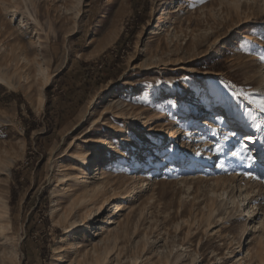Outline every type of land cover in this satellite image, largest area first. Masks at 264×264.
Masks as SVG:
<instances>
[{
  "label": "rangeland",
  "instance_id": "rangeland-1",
  "mask_svg": "<svg viewBox=\"0 0 264 264\" xmlns=\"http://www.w3.org/2000/svg\"><path fill=\"white\" fill-rule=\"evenodd\" d=\"M260 99L264 0H0V264H264Z\"/></svg>",
  "mask_w": 264,
  "mask_h": 264
},
{
  "label": "bare ground",
  "instance_id": "bare-ground-1",
  "mask_svg": "<svg viewBox=\"0 0 264 264\" xmlns=\"http://www.w3.org/2000/svg\"><path fill=\"white\" fill-rule=\"evenodd\" d=\"M249 47L250 46H248V49H251ZM220 52H223V51L220 50ZM206 88H209V85L205 86V89ZM115 95L118 96L119 94L116 92ZM208 96H210V97L212 96V98H210ZM203 97L206 98L205 99V101H206L205 103L208 104V108L211 111V116L206 121L205 120L204 121H200V124H206L208 126V132L211 134L212 137H219L222 134V136L225 137V138H226V136H230V137L234 138V140H231L232 142H229L228 140L227 141L223 140V142L219 143L218 145L215 144L218 147L216 149L217 152L219 153L218 157L223 156L222 159L224 158V160H229L231 158V155H237V151L239 149L238 148L239 144L237 142L236 143L234 142L236 140L235 137H234L235 135H238V137L240 136L241 141H242L243 138H244V141H251V139H253V138H251V135H255V137H256V135H258V136L261 135V133H260L261 127H259L257 125H255V126L252 125V127H249V126L245 127V125H244V127H242V129L248 132V134H245L244 136H241L239 133H237L236 129H232V130L231 129H227L228 128L227 117H234L236 120H241L242 117H243V113H240V111L237 108H233L234 110H232L230 108V103L228 102L229 100H228L227 96H222L221 98H217L216 96H214L213 94H210V92H209V93L203 94ZM198 104H200V102H198ZM232 104H235V102H232ZM183 108H185V106H183ZM221 110H222V112H219ZM196 122L199 123V121H196ZM233 123H235V122H233ZM258 136H257V138H258ZM260 141H258L259 146H264V143H260ZM252 143H253V141H252ZM108 144H110L109 147H111V148L114 147L112 142L108 143ZM241 144L245 145L244 142H241ZM115 149H116V147H115ZM111 151H114V149H111L108 152H111ZM108 154H106V155H108ZM95 157H97V152H95ZM261 160H262V157H261ZM84 163H85L86 171L87 172L91 171V167H92L91 166V158L84 159ZM220 163L221 162L219 161L218 162V166H217L218 168H220ZM196 166L200 170L204 168L203 170H205L206 172H210L211 171L209 169V167H207V169H206L205 168L206 166H204L202 163H198V164H196ZM196 166L195 165H190L188 167L196 168ZM169 168H172L171 165H169L168 167L165 168V172H167L169 170ZM97 170H99V172L97 174H100L101 173L100 172L101 168L98 167ZM191 171H187V172H191ZM99 179H101V178H97V176H94V177H88L87 176L86 179L82 180V182H84V184H86V185L90 184L93 187V189H95V190L104 191L107 188V185L109 184L110 180H108L109 179L108 177L106 178L107 179L106 182H103V180L105 178L104 179L102 178L103 180H99ZM90 185H88V186H90ZM116 207H117L116 211L120 212L122 210L121 208H118L119 205L116 206ZM245 215H247V214H245ZM111 223H113V222H111V221L108 222V224H111ZM109 230L111 232L114 231L113 228H110ZM260 248H261V251L264 252L262 245H261ZM262 258H264V255H263Z\"/></svg>",
  "mask_w": 264,
  "mask_h": 264
},
{
  "label": "snow or ice",
  "instance_id": "snow-or-ice-1",
  "mask_svg": "<svg viewBox=\"0 0 264 264\" xmlns=\"http://www.w3.org/2000/svg\"><path fill=\"white\" fill-rule=\"evenodd\" d=\"M255 103L257 104L260 111L264 112V99L257 100Z\"/></svg>",
  "mask_w": 264,
  "mask_h": 264
}]
</instances>
